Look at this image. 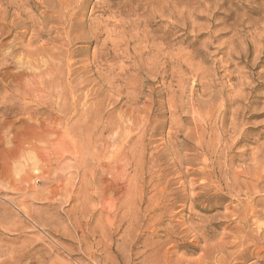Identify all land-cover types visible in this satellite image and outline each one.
Wrapping results in <instances>:
<instances>
[{"label": "rangeland", "instance_id": "obj_1", "mask_svg": "<svg viewBox=\"0 0 264 264\" xmlns=\"http://www.w3.org/2000/svg\"><path fill=\"white\" fill-rule=\"evenodd\" d=\"M0 264H264V0H0Z\"/></svg>", "mask_w": 264, "mask_h": 264}]
</instances>
